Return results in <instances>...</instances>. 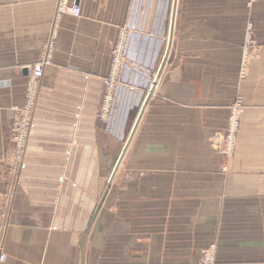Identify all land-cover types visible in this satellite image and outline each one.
Listing matches in <instances>:
<instances>
[{"label":"crops","instance_id":"1","mask_svg":"<svg viewBox=\"0 0 264 264\" xmlns=\"http://www.w3.org/2000/svg\"><path fill=\"white\" fill-rule=\"evenodd\" d=\"M247 2L178 0L153 85L173 0H77L80 17L57 22V0H0V264H199L212 244L217 264H264V0ZM249 23L257 58L241 79ZM124 28L126 63L104 123L102 81ZM50 40L18 172L12 127L27 69ZM238 98L225 160L210 139Z\"/></svg>","mask_w":264,"mask_h":264},{"label":"built area","instance_id":"2","mask_svg":"<svg viewBox=\"0 0 264 264\" xmlns=\"http://www.w3.org/2000/svg\"><path fill=\"white\" fill-rule=\"evenodd\" d=\"M256 0H248L247 6L252 7ZM63 15H71L74 18L80 17V6L77 0L70 3L69 0H57L55 21H59ZM129 30L122 29L111 51L110 73L102 81V101L97 112V119L107 123L112 109L115 92L120 83L121 73L126 63V47L128 43ZM53 41L44 47L42 60L28 71V86L25 94L24 105L17 110V117L12 127L13 149L10 154L15 169L21 172L24 169V159L26 156L28 142L30 140L34 127L33 117L39 97L40 79L44 68L50 63ZM257 58V47L253 39V26L251 23L245 27V39L243 46V58L241 62L240 78L244 76V70L248 59ZM155 81V80H154ZM154 85V82H153ZM152 85V87H153ZM243 112L241 99L238 98L230 107L227 128L224 134H216L210 139V145L215 152L221 155L225 160L233 157L235 151L236 135L239 128L240 118ZM226 168L223 167V171ZM5 235V225L0 222V263L4 262L6 257L3 253V241ZM199 264H217L216 246L210 245L202 250Z\"/></svg>","mask_w":264,"mask_h":264},{"label":"water","instance_id":"3","mask_svg":"<svg viewBox=\"0 0 264 264\" xmlns=\"http://www.w3.org/2000/svg\"><path fill=\"white\" fill-rule=\"evenodd\" d=\"M177 1H178V0H173V4H172V13H171V23H170V34H169L168 44H167V48H166V51H165L164 57H163V59H162V62H161V64H160V67H159L158 73H157L156 78H155V81H154L155 84L159 81L160 74H161L162 70L164 69V66H165V64H166V61H167V58H168V54H169V51H170L171 42H172V35H173V26H174V20H175V15H176ZM141 113H142V111H141ZM141 113H140V115H139V117H138V119H137V121H136V123H135V125H134V128H133V130H132L130 136H129V139H128L127 144H126L125 149H124V152H125V150H126L128 144H129V142H130V140H131V138H132V135H133V133H134V131H135V128H136V126H137V124H138V121H139V119H140ZM124 152H123V153H124ZM122 155H123V154H122ZM122 155H121V158H122ZM121 158H120V159H121ZM118 163H119V162H118ZM117 167H118V166H116V168H117ZM116 168H115V169H116ZM101 203H102V201H101Z\"/></svg>","mask_w":264,"mask_h":264},{"label":"rangeland","instance_id":"4","mask_svg":"<svg viewBox=\"0 0 264 264\" xmlns=\"http://www.w3.org/2000/svg\"><path fill=\"white\" fill-rule=\"evenodd\" d=\"M241 120V118H240ZM239 128H240V123H239ZM239 128H238V131H237V135H238V132H239ZM237 135H236V142H237ZM236 142H235V145H236ZM235 149H236V146H235ZM234 154H235V151H234ZM234 156V155H233ZM233 158V157H232Z\"/></svg>","mask_w":264,"mask_h":264}]
</instances>
